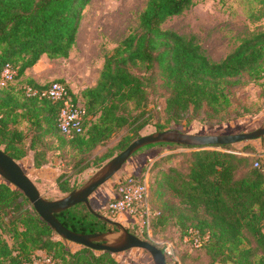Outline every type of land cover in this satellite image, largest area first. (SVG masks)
<instances>
[{"label":"trees","instance_id":"obj_1","mask_svg":"<svg viewBox=\"0 0 264 264\" xmlns=\"http://www.w3.org/2000/svg\"><path fill=\"white\" fill-rule=\"evenodd\" d=\"M89 1L0 0V79L5 64L17 69L16 80L0 86V149L19 163L32 150L35 167L42 166L53 147L47 139L52 138L58 148L68 145L76 150L82 164L115 132L132 126L135 137L120 142L121 153L141 137L138 132L147 125V106L158 87L167 92V123L182 124L202 115L208 121L219 118L231 104L233 89L264 79V31L215 61L196 36L163 28L168 18L189 10L194 0H148L137 25L105 56L97 84L80 97L67 85L87 114L83 131L66 135L59 127L61 102L40 93L51 82L40 84L26 70L44 54L50 59L70 56ZM169 129L175 128L157 125V131ZM164 144L170 143L148 146ZM218 146L222 149L187 152L186 168H169L160 182L157 175L152 181V173L170 156L151 166L149 189L163 200L153 221L183 229V241L189 230H198L203 242L194 248L205 250L207 264H264V157L228 151L232 144ZM62 177L58 187L63 193L78 189L67 180L61 182ZM56 216L83 234L115 227L84 203ZM68 243L20 189L0 176V264H39V252L46 255L40 264H121L110 251L86 246L72 250ZM185 244L193 247L192 241Z\"/></svg>","mask_w":264,"mask_h":264},{"label":"rangeland","instance_id":"obj_2","mask_svg":"<svg viewBox=\"0 0 264 264\" xmlns=\"http://www.w3.org/2000/svg\"><path fill=\"white\" fill-rule=\"evenodd\" d=\"M148 0H90L86 5L78 32L77 42L68 58L51 59L41 68L44 83L63 78L71 89L79 91L80 97L85 85L92 84L100 75L105 56L113 52L130 29L138 23V17ZM194 5L184 13L168 18L163 28L171 29L185 36L194 35L209 58L215 61L224 59L245 39L264 31V0H194ZM67 82V81H66ZM264 79L262 82L249 83L233 89L231 104L219 118L208 121L203 115L187 123H167L165 114V96L167 92L158 87L147 106V125L138 133L140 136L157 132V125L181 129L183 132L205 135H226L250 132L264 126ZM84 83V84H83ZM142 120V119H141ZM139 120L133 128L137 127ZM23 128H26L24 123ZM132 126H126L115 132L107 141L100 144L82 164L80 155L70 146L58 148V141L47 139L52 148L48 149L45 163L35 167L34 151L29 150L20 163L25 172L45 198L54 200L65 196L59 187L66 180L70 186L80 188L90 180L108 161L120 153L119 144L126 137H135ZM238 154H252L264 157L262 139L247 140L232 144ZM201 147H185L179 144H164L155 147L148 145L133 154L123 167L109 181L100 186L90 197L92 208L111 220L117 221L133 234L149 240L159 247L165 243L174 246L176 259H169V264H207L205 250H196L183 241V229L174 224H157L153 217L159 212L163 200L155 198L150 191L149 226H142L137 218L112 217L109 212L111 190L116 189V182L128 175L149 176L151 166L163 156L169 155V161H163L159 170L152 173L160 182L169 168H186L184 156L191 150ZM221 148L205 146V149ZM106 159H102L105 158ZM158 172V173H157ZM157 173V174H156ZM154 184V183H153ZM157 184V183H156ZM151 186V180L149 182ZM149 186V188H150ZM171 198V197H169ZM147 222V218L145 219ZM113 231H119L115 226ZM68 246L77 250L81 245L69 241ZM42 263L46 258L44 252ZM121 264H154L151 254L140 248L116 253Z\"/></svg>","mask_w":264,"mask_h":264},{"label":"water","instance_id":"obj_3","mask_svg":"<svg viewBox=\"0 0 264 264\" xmlns=\"http://www.w3.org/2000/svg\"><path fill=\"white\" fill-rule=\"evenodd\" d=\"M255 139H264V126L250 132L226 135L192 134L178 129L157 131L134 140L125 150L108 161L83 186L54 200L45 198L21 164L3 149H0V176L5 181L20 189L37 213L47 221L63 239L81 246L91 247L95 250L110 251L114 254L125 252L133 248H140L151 254L154 264H167V257L158 245L131 233L123 224L97 213L92 208L90 202L91 195L100 186L116 175L135 152L147 145L172 143L205 149V146L228 145ZM80 203L86 204L91 212L96 213L103 220L116 226L119 231L83 234L67 228L60 222L56 214Z\"/></svg>","mask_w":264,"mask_h":264},{"label":"built area","instance_id":"obj_4","mask_svg":"<svg viewBox=\"0 0 264 264\" xmlns=\"http://www.w3.org/2000/svg\"><path fill=\"white\" fill-rule=\"evenodd\" d=\"M17 69L10 63L5 64L0 79V86H6L16 80ZM67 83L54 80L48 88L42 90V96H47L54 101L61 102V110L59 114V127L66 135L81 133L84 129V121L87 114L86 108L75 101L71 96ZM37 91H34L36 93ZM222 149V148H213ZM235 152L233 150H228ZM238 153V152H235ZM256 166L260 163L257 161ZM149 176L143 175H128L123 180H118L116 183V194L109 202V212L112 217L123 216L124 218H137L142 220V226H149L150 218V189ZM147 218V222L145 219ZM192 241L193 247H200L203 238L198 230H189L184 237V242ZM166 257L176 259L175 249L173 244L166 242L164 246Z\"/></svg>","mask_w":264,"mask_h":264},{"label":"crops","instance_id":"obj_5","mask_svg":"<svg viewBox=\"0 0 264 264\" xmlns=\"http://www.w3.org/2000/svg\"><path fill=\"white\" fill-rule=\"evenodd\" d=\"M48 60H51V59L46 54L42 55L41 58L39 59V61L33 67H30V68H28L26 70V75L28 77H31V78L35 79L40 84H46V83L43 82L44 78H43V73L41 71V68L46 64V62H48ZM60 79H63V78H60ZM98 79H99V77L92 84L85 85V87L82 90L86 89L87 87L95 86L97 84ZM66 81H65L66 83H69V80H66ZM73 92L75 94L79 93V91H76V90H74ZM115 194H116V189L114 191L111 190V198H110V200L112 198H114Z\"/></svg>","mask_w":264,"mask_h":264}]
</instances>
